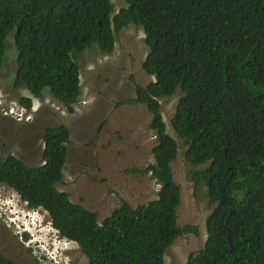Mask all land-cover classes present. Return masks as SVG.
<instances>
[{"label":"trees","instance_id":"obj_1","mask_svg":"<svg viewBox=\"0 0 264 264\" xmlns=\"http://www.w3.org/2000/svg\"><path fill=\"white\" fill-rule=\"evenodd\" d=\"M114 13L110 0H0V67L13 32L17 51L13 87L38 97L44 89L67 112L80 95L76 58L93 45L114 50L115 32L141 27L148 52L142 70L154 81L134 84L155 136L150 174L156 198L132 207L122 201L101 222L59 191L70 131L43 132L42 164L27 167L0 157V186L30 209H42L58 236L76 243L87 264H164L183 232L177 208L180 187L171 163L177 142L166 132L159 101L181 93L170 120L182 140L183 159L197 190L206 189L211 212L203 248L186 264H264V0H125ZM19 104L30 109L31 99ZM27 237V236H25ZM0 264H13L0 256Z\"/></svg>","mask_w":264,"mask_h":264},{"label":"rangeland","instance_id":"obj_2","mask_svg":"<svg viewBox=\"0 0 264 264\" xmlns=\"http://www.w3.org/2000/svg\"><path fill=\"white\" fill-rule=\"evenodd\" d=\"M110 2L114 9L112 16L126 6L125 0ZM114 36L112 53L105 54L93 45L75 59L79 66L80 95L72 114L48 89L33 97L23 87L12 86L17 56L13 32L6 38L0 67V157L12 155L27 167L40 166L44 129L66 126L70 143L66 144L62 181L56 188L66 192L72 203L97 213L99 222L122 201L132 207L148 203L156 198L158 189L150 174L131 172L145 169L154 162L151 149L155 138L148 127L151 116L143 105L118 104L134 98L135 83L146 86L154 81L142 70L148 52L144 32L141 27L128 25ZM180 96L177 91L174 96L161 99L160 112L166 132L178 145L176 159L171 163L174 181L180 187L177 225L182 231L189 226L196 227L198 233H181L167 249L164 264H186L190 255L203 248L205 219L211 212L206 189L196 190L189 178L191 170L201 167L185 163V147L170 124ZM21 97L31 99L33 110L29 116L33 121L24 123L25 116L16 123L15 119L2 114V106H20ZM24 228L28 232L24 233ZM0 236L9 246V256L18 263L87 264L76 243L58 236L45 211L28 208L5 185L0 186Z\"/></svg>","mask_w":264,"mask_h":264},{"label":"built area","instance_id":"obj_3","mask_svg":"<svg viewBox=\"0 0 264 264\" xmlns=\"http://www.w3.org/2000/svg\"><path fill=\"white\" fill-rule=\"evenodd\" d=\"M18 109V110H17ZM2 114L4 116L11 117L13 119H16L18 121L22 120L25 116L26 121H29L31 117L29 116V112L26 110L25 107L23 106H18V105H9V106H2ZM28 114V116L26 115ZM157 191L159 190L160 186L157 184Z\"/></svg>","mask_w":264,"mask_h":264},{"label":"flooded vegetation","instance_id":"obj_4","mask_svg":"<svg viewBox=\"0 0 264 264\" xmlns=\"http://www.w3.org/2000/svg\"><path fill=\"white\" fill-rule=\"evenodd\" d=\"M2 119H4L3 117H1ZM11 118V117H10ZM32 120V119H31ZM30 120V121H31ZM30 121H24V123L30 122ZM33 121V120H32ZM14 122H20L18 120H14ZM43 137V136H42ZM43 144V142H42ZM43 152V149H42ZM9 246L6 244V240L3 239L2 236H0V256L3 257L4 259L12 262L13 264H22V263H18L15 258H13V256H9ZM29 251V250H28ZM27 252V251H26ZM28 253V252H27Z\"/></svg>","mask_w":264,"mask_h":264},{"label":"clouds","instance_id":"obj_5","mask_svg":"<svg viewBox=\"0 0 264 264\" xmlns=\"http://www.w3.org/2000/svg\"><path fill=\"white\" fill-rule=\"evenodd\" d=\"M19 102V101H18ZM7 105V104H6ZM22 106V105H21ZM7 107V106H6ZM18 110V109H17ZM26 110L29 112V111H32L33 110V106L30 108V109H27L26 108ZM154 138H155V136H154ZM157 184V183H156ZM24 233L25 232H28V230L26 229V228H24V231H23Z\"/></svg>","mask_w":264,"mask_h":264},{"label":"crops","instance_id":"obj_6","mask_svg":"<svg viewBox=\"0 0 264 264\" xmlns=\"http://www.w3.org/2000/svg\"><path fill=\"white\" fill-rule=\"evenodd\" d=\"M33 96V95H32ZM33 97H35V96H33ZM42 107H39V111H41L42 109H41Z\"/></svg>","mask_w":264,"mask_h":264}]
</instances>
